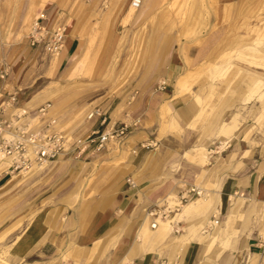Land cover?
Instances as JSON below:
<instances>
[{
    "label": "rangeland",
    "instance_id": "374dc122",
    "mask_svg": "<svg viewBox=\"0 0 264 264\" xmlns=\"http://www.w3.org/2000/svg\"><path fill=\"white\" fill-rule=\"evenodd\" d=\"M261 1V4L256 2L242 16L246 24L251 25L253 22V26H244L242 35L236 40L229 41L224 38L223 43H228L224 46L222 55L211 64L209 61L195 62L194 58L197 56V49L206 40L210 28L218 27L215 22H210L211 25L205 24L208 12L217 14L216 25H227L222 23L225 18L218 22L217 0H162L145 15H139L140 18L135 12L127 22L124 19L128 11L122 12L119 6L113 4V0H0V74L4 70L7 72L6 80L3 82L0 79V87L4 85L0 92L16 93L18 98L19 91L27 87L25 97L29 98L46 87L61 86L63 94L57 103L52 102L51 95L48 97L51 107L44 123L54 120L56 128L72 138L85 135V125L93 122L87 119V113L95 107L108 111L106 115H112L116 110L120 116L118 121L128 125L127 135L119 142H125L130 133L139 129L142 136L140 147L143 149L157 148L156 150L160 151L165 148L173 151L169 171L162 173L158 181H174V175L178 174L183 164L181 159L186 163L196 164L189 159L195 153L188 150L201 142L209 153V163L205 167L199 165L202 171L199 177H196L194 185L203 191L201 197L205 198L207 194L218 189L214 174H206L215 158L222 160L228 158L231 153L237 154L242 156V167L264 161V107L261 106L264 104V65H256L264 62V52L257 51L264 47V0ZM49 5L62 13L61 19L67 21L65 33L71 31L79 39L76 52L81 59L74 75L65 76L67 62L64 64L65 68L52 72L49 70V63L54 57L30 47L31 58L19 76L12 78L11 53L20 45L29 46L28 34L36 19V12L33 10L38 11ZM171 55L177 56L176 62L169 61ZM182 57L195 62L190 72L192 78L189 84H192L188 91L172 98V80L181 69L179 61ZM161 58L163 59L159 68L151 66L153 60ZM169 66L176 68L175 73L168 74ZM250 75L258 80L254 91L237 92L236 83ZM154 92L159 93L160 97ZM227 98L231 102L226 106L224 101ZM46 103L40 104L42 106ZM236 110H253L255 116L240 124L238 136L231 138L225 146L227 150L222 152L219 142L213 141V136L204 130L212 117L226 119ZM245 132H248L251 144L241 141ZM126 142L129 146L124 150L128 151L126 157H129L133 150H137L128 140ZM106 148L107 146L100 151H110ZM245 150H248V153L243 155ZM95 168L96 165L90 168L92 172H88L82 186L78 187L74 194L76 201L81 195H94ZM13 173L19 171L8 168L2 175L6 174V177L10 178ZM183 183H178L177 191H187L194 186L190 183H184L185 186H182ZM41 184L37 183L30 188L19 184L0 193L2 248L13 242L14 235L22 233L30 217L36 215L41 207L48 205L47 201L35 203L38 199L34 197V190ZM43 193L37 197L42 198ZM173 193V200L165 201L170 193L158 199L156 203L158 208H167V216L179 212L183 214L180 198L177 192ZM192 198L196 196L181 204ZM242 198V208L245 205L256 207L254 202L244 200L246 195ZM243 220L240 213L237 214L229 220L227 229L234 231L238 221L237 224L240 223L244 231L248 230V236L256 232L264 238V218L255 213H248ZM171 234H174L173 228ZM54 248L55 250H51L46 256H33L25 262L80 263L78 258H73L71 251L62 252L58 247ZM104 260L106 254H102L98 261L92 258L90 264H99Z\"/></svg>",
    "mask_w": 264,
    "mask_h": 264
},
{
    "label": "crops",
    "instance_id": "0c3cea01",
    "mask_svg": "<svg viewBox=\"0 0 264 264\" xmlns=\"http://www.w3.org/2000/svg\"><path fill=\"white\" fill-rule=\"evenodd\" d=\"M217 1L220 6L229 7L228 14L223 17L225 21L222 22L227 25L221 23L216 25L217 16L215 13L208 12L209 16L208 19L205 17V24L211 25L210 22H215V26L218 27L210 28L206 40L197 49L195 62L209 61L212 64L222 55V50L228 43H223L224 38L229 41L236 40L242 35L244 26L247 28L253 26V22L251 25L246 24L242 16L256 4V0ZM33 12H36V18H40L41 24L46 27L58 25L67 27V21L61 19L62 13L52 5L38 11L35 9ZM78 46L77 36L71 31L66 32L64 50L58 53L57 57L53 56L49 63V70L55 72L63 68L67 62L66 69L68 65L72 67L70 72L65 73L67 70L64 69V74L66 77H72L81 59L76 52ZM30 49L28 45H20L11 53L10 62H13L10 67V76L12 78L19 76L28 63L31 58ZM36 51L41 50L36 49ZM162 59L153 60L151 66L159 68ZM169 61L176 62L177 56L171 55ZM195 62L186 57H182L179 61L181 69L173 76L172 98H177L189 90L190 86L188 90L181 91L177 87V80L191 72ZM174 69L176 68L169 66L168 74L173 73ZM257 81L252 75L243 77L236 83L235 89L239 93L252 92L256 88ZM25 90L27 87L19 91L18 102L32 115H35L36 110L41 106L40 103L50 101L48 97L51 93L60 94L59 99L63 94L62 87L58 85L46 87L29 98L25 97ZM154 94L160 97L159 93L154 92ZM230 102L231 100L227 98L224 105L227 106ZM261 106L264 107V104ZM235 116L238 127L236 126L237 128L229 133L223 132L222 125ZM254 116L253 110L245 112L236 110L226 119L214 116L204 131L212 135L211 139L218 141L219 149L225 152L228 141L238 136L240 124ZM107 118L108 123L103 127H99L94 121L85 125L87 129L85 134L95 128L109 130L121 124L116 110L112 112V115L108 114ZM141 138L139 129L130 133L127 140L137 151L133 150L135 153L129 157H126L128 151L124 150L129 146L127 140L123 143L113 140L106 145L110 151H87L75 157L66 150L52 162L47 171L37 172L26 180L13 179L15 173L10 178L6 177L7 173L2 175L9 166L6 170H1L0 193L13 189L19 184L30 188L37 183H42L34 190L36 194L34 197L38 199L35 203L47 201L48 205L41 207L36 215L29 218L25 229L17 236L14 235L13 242L9 246L2 248L0 245V263L31 264L25 261L37 255L46 256L48 252L55 250L54 247H58L62 252L71 251L73 258H78L79 264H90L92 258L98 261L102 254H106V260L99 264H264V238L260 234L254 232L248 236V230L244 231L240 223L237 224L238 221L234 231L227 229L229 220L239 213L244 220L248 213H255L260 218H264V161L242 167L240 162L242 156L237 154L231 153L228 158H222V160L215 158L206 170V174H214L218 189L207 194L203 198L204 201L196 202L194 198L184 204L179 202L183 214L179 212L166 216L164 219H158V226L156 230H153L150 227L151 217L148 213L156 208L157 200L170 193L171 196H167L165 201L172 199L175 197L174 191L177 192L178 197L185 194L186 190H176L178 183L182 181L194 185L196 177L201 174V167L209 163L207 156L209 153L200 142L192 148L193 150H188L195 153L189 159L196 164L186 163L181 159L180 162L183 164L178 174L174 175V181L170 179L158 181L162 173L169 171L173 151L165 148L160 151H157V148L143 149L140 147ZM249 139L248 132H245L241 141L251 144ZM197 148L205 150L203 152L206 156ZM247 153L248 150H245L243 155ZM197 154H200L199 157ZM95 165L94 195H81L76 201L74 194ZM129 181H132L134 185L138 184L132 187ZM184 183L182 186H185ZM42 193V198L37 197ZM243 195L247 197L244 200L254 202L256 207L245 205L242 208ZM32 199H34L33 196ZM178 215L181 217H177ZM176 217L177 219L174 220ZM168 219H170V231L163 233L158 229L159 225ZM41 264L56 263L49 261ZM70 264H74V261H70Z\"/></svg>",
    "mask_w": 264,
    "mask_h": 264
},
{
    "label": "built area",
    "instance_id": "2783aa9c",
    "mask_svg": "<svg viewBox=\"0 0 264 264\" xmlns=\"http://www.w3.org/2000/svg\"><path fill=\"white\" fill-rule=\"evenodd\" d=\"M143 1L128 0V7L138 10ZM65 37L64 26L58 25L49 28L41 24L40 18H36L27 39L30 47L40 49L49 56H54L62 51ZM6 76L7 72L4 70L0 74V79L4 82ZM3 89L4 85L0 87V91ZM49 109L50 104L46 103L38 107L35 115H32L19 105L16 93L0 92V150L4 155L12 158L9 168H12L13 171H27L36 165L54 161L65 150L75 157H79L87 151L98 152L106 147L111 140H122L128 132V125L121 123L109 130L95 128L84 136L72 138L59 131L54 120L44 123ZM87 119L94 121L99 127L108 123L106 112L100 107L92 109ZM202 195L203 191L192 186L179 198L182 203L190 197H201ZM166 210L167 208L156 207L148 213L153 228L158 224V219H164L167 216Z\"/></svg>",
    "mask_w": 264,
    "mask_h": 264
},
{
    "label": "bare ground",
    "instance_id": "6f19581e",
    "mask_svg": "<svg viewBox=\"0 0 264 264\" xmlns=\"http://www.w3.org/2000/svg\"><path fill=\"white\" fill-rule=\"evenodd\" d=\"M114 1V5L116 6V7H120L121 8V11L123 12V11H128V14H127V17L124 19L125 20V22H127L129 19H131V17L133 16V14H135V12L136 13H138V15H141V16H143V15H145L148 11H150L152 8H154L155 6H158L161 2H162V0H144L143 1V3H142V5H141V7L138 9V10H133V9H131V8H129L128 7V0H113ZM254 1V0H253ZM256 2H257V4H261V0H256ZM201 3V2H200ZM218 3V2H217ZM238 4V3H237ZM216 6V5H215ZM233 7V6H232ZM216 12L218 13V18H219V21L218 22H221L222 20H223V17H224V15L225 14H228V12H229V7H227V6H220V5H218V8L216 9ZM217 15V14H216ZM257 51H261V52H264V47H260L259 49H257ZM58 56V54H56V55H54V57H57ZM183 62V61H182ZM185 62V61H184ZM252 64V63H251ZM256 65L258 66V65H264V62H259V63H256ZM71 67H72V65H68V67H67V71H65V73L66 72H70V70H71ZM207 68V67H206ZM203 69V68H202ZM191 73L190 72H188L186 75H184V76H182V77H180L178 80H177V87H179L180 88V90L181 91H186V90H188V88H189V86H190V84H192V83H190L189 84V81L191 80ZM165 83V82H164ZM244 86V85H243ZM247 89V88H246ZM178 93H179V91H178ZM188 94V93H187ZM59 97H60V94L58 95V94H54V93H52L51 94V100H52V102L55 104V103H57L58 102V100H59ZM258 99V98H257ZM166 114V113H165ZM88 117V116H87ZM242 121V120H241ZM222 125V124H221ZM223 126V132L224 131H226V132H228L229 133V131H232V130H234L235 128H237L238 126H237V118H236V116L235 117H232V118H230L229 120H227L226 121V124H224V125H222ZM237 126V127H236ZM237 130V129H236ZM217 131V130H216ZM8 134V133H7ZM136 134V133H135ZM222 134V133H221ZM68 136V135H67ZM217 136V135H216ZM230 138V137H229ZM227 139V138H226ZM111 141H113V140H111ZM110 141V142H111ZM109 142V143H110ZM249 144V143H248ZM201 149H202V147H200ZM200 149V150H201ZM193 150V149H192ZM197 150H199L198 148H197ZM199 150V151H200ZM202 151V150H201ZM204 152H205V150H203ZM202 151V152H203ZM204 152L202 153L203 155H204ZM133 153H135L134 151H133ZM198 155V157H199V155L200 154H197ZM204 156H206V155H204ZM190 159H191V157H190ZM199 159V158H198ZM207 159V158H206ZM12 161V158L11 157H8V156H6V155H4L3 154V152H0V171L1 170H6L7 168H8V163H10V165H11V162ZM55 161V160H54ZM205 161H207V160H205ZM53 161H50V162H46V163H44V164H42V165H36V166H34V167H32L30 170H27V171H20L19 173H16V174H14L13 175V179H15V180H26V179H29L30 177H32L35 173H37V172H40V171H43V170H46V169H48L53 163H52ZM200 163V162H199ZM9 165V166H10ZM53 168H54V166H53ZM47 171V170H46ZM51 174V173H50ZM49 174V175H50ZM61 174V173H60ZM57 175V174H56ZM1 176V175H0ZM53 177V176H52ZM40 178V177H39ZM36 180V179H35ZM130 183H131V185L133 184L134 185V183H132V181H130ZM31 186V185H30ZM134 187V186H133ZM171 196V195H170ZM169 196V197H170ZM203 198H204V196L203 197H196L195 199V201L196 202H199V201H201V200H203ZM237 198V197H236ZM192 199H194V198H192ZM240 199V198H239ZM204 201V200H203ZM202 201V202H203ZM239 201V200H238ZM202 202H200V203H202ZM178 206V205H177ZM181 207V206H180ZM187 207V206H186ZM185 207V208H186ZM191 207V206H190ZM193 207H195V206H193ZM258 207V206H257ZM189 208V207H188ZM184 210V209H183ZM192 210V209H191ZM184 211H186V210H184ZM187 213V212H186ZM170 219H168V220H164L163 222H161L160 223V225H159V228L158 229H160V231L161 232H163V233H168L169 231H170ZM201 225V224H200ZM157 226H158V224L155 226V228H153L152 226H150L151 227V229H153V230H156V228H157ZM148 230V229H147ZM150 230V229H149ZM205 232H206V230H205ZM207 234V233H206ZM194 235V234H193ZM205 235V234H204ZM146 236V235H145ZM229 237V236H228ZM193 238V237H192ZM230 238V237H229ZM200 243V242H199Z\"/></svg>",
    "mask_w": 264,
    "mask_h": 264
}]
</instances>
